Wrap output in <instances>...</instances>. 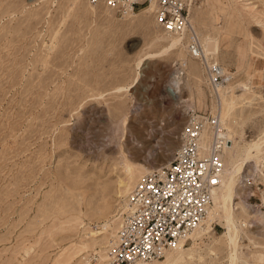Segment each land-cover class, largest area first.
Masks as SVG:
<instances>
[{
  "label": "rangeland",
  "instance_id": "rangeland-1",
  "mask_svg": "<svg viewBox=\"0 0 264 264\" xmlns=\"http://www.w3.org/2000/svg\"><path fill=\"white\" fill-rule=\"evenodd\" d=\"M186 1L232 77L218 90L150 9L120 17L86 0H0V264H104L116 213L143 174L168 165L188 109L222 115L232 98L221 118L242 132L238 146L263 135L264 0ZM234 198L237 261L216 221L157 264H264V164L247 165Z\"/></svg>",
  "mask_w": 264,
  "mask_h": 264
},
{
  "label": "built area",
  "instance_id": "built-area-1",
  "mask_svg": "<svg viewBox=\"0 0 264 264\" xmlns=\"http://www.w3.org/2000/svg\"><path fill=\"white\" fill-rule=\"evenodd\" d=\"M88 2L103 5L120 17L150 9L155 22L171 34L184 32L189 24L186 0ZM188 52L202 62L211 87L217 89L232 80L219 64L206 60L195 33L190 35ZM206 128L211 133L207 151L200 145ZM222 133L216 115L190 111L168 165L143 174L119 209L117 230L106 246L104 264H147L189 240L205 219L212 191L220 184L224 168L221 152L228 143ZM95 262L93 255L89 256V263Z\"/></svg>",
  "mask_w": 264,
  "mask_h": 264
},
{
  "label": "bare ground",
  "instance_id": "bare-ground-1",
  "mask_svg": "<svg viewBox=\"0 0 264 264\" xmlns=\"http://www.w3.org/2000/svg\"><path fill=\"white\" fill-rule=\"evenodd\" d=\"M86 1H87L88 7H90L91 10H93V11H97V10H101V9H104L106 11H112L103 5H93V4H90L88 2V0H86ZM187 6H189L188 3H187ZM187 11H188L189 24L187 25V29L184 32H182L180 34H171V33L163 31L164 32L163 34L166 35L167 37H169L170 39H172L171 40V42H172L171 47H174L176 45L181 44L183 41L181 37L185 36V38H186V50L188 52V43H189L190 35L193 33H195V34H197V33H196L194 26H193L194 20L192 18L189 19V17L191 16V9L188 10V7H187ZM143 12L145 14L150 13L148 11H143ZM126 15H132V14L129 13ZM200 43H201L202 50H203V53H204L207 61H211L212 59H214L215 56L218 55L217 42L215 39H213L211 37H206L205 39L200 41ZM188 54H189V52H188ZM189 56L191 58H193L190 54H189ZM193 59H195V58H193ZM211 62H213V61H211ZM213 63H215V62H213ZM201 64H202V62H201ZM229 82H227L226 84H228ZM250 83L248 82L246 84H243V83L239 84V91L242 93H249L251 91L250 90L251 89ZM224 85H221V86L217 87V89H215V88L214 89L218 90L220 87H222ZM217 95H218V93H217ZM221 104L223 105V103H221ZM234 105H235L234 99L230 98V101H224V108L222 109V115H220V109L218 110V114H216V116L219 119L220 125L223 129L222 136L228 140V143L224 146V148L221 152V157L223 156V154L226 155L228 157V161H227V165H225L226 167L223 168V172L221 174L219 186L216 187L215 189H213V191H212V194H211V200H212L211 204L213 203L212 206L210 204V207L208 208L207 215H206L205 219L203 220L201 225L189 236L188 239L189 240L191 239L192 241H196V240H201L206 235H212V232H213L212 225L216 221H218L220 224H222L224 226L225 233L219 237V240H216V241L217 242L218 241L224 242L228 245V247L230 248V258L233 259L235 262V261H237V250L239 248L238 241L240 240L239 237L241 235V231H240V229L237 225V221L235 220V217H234V211L237 210V208H234V205H236L234 203V200L236 199V198H234V197H236V182L240 179L242 174L245 172L247 165L252 166L255 170H259V169L263 168L264 157H262V151L264 149V133L260 137L250 139L249 141H247L244 144V146L239 147L236 136H241L242 132L236 133V132L231 131L228 127L225 128L224 127V126H226L225 122L223 123V120L221 118V116H222L224 118V120L229 119L232 116ZM188 110L192 111L194 113H199V111H196L193 109H188ZM200 145H201L202 149L205 151H207L211 146V133L207 128L203 131V133L201 135ZM173 155H174V153H173ZM173 155H172V157H173ZM172 157H171V159H172ZM158 170H160V169H158ZM123 184H124V188H125L124 191L126 193L128 191L127 186H129V185H127L126 183H122V185ZM122 185H121V187H122ZM124 202L122 203L120 209L123 208ZM245 208H246V204L243 206V209H245ZM240 212H242V211H240ZM117 215H118V213H116V224L118 226ZM244 216H246V215H244ZM109 222H110L109 220L106 221L101 226L100 229L102 231H106L108 228ZM185 243L186 242H184V241L181 242L176 249L172 250L173 253L174 252L176 253L172 259H175L177 261L182 257V255L184 253L183 247H184ZM166 255H167V253H165V255L163 257H165ZM97 258H98V256H97ZM158 260H160V259H158ZM158 260H154V261L149 262L147 264H157ZM168 260H170V258H167L166 262Z\"/></svg>",
  "mask_w": 264,
  "mask_h": 264
}]
</instances>
